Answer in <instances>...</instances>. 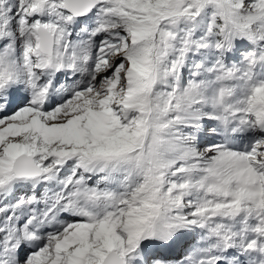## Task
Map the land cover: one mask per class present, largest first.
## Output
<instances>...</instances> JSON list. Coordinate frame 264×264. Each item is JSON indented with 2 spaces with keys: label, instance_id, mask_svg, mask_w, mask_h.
<instances>
[{
  "label": "snow or ice",
  "instance_id": "obj_1",
  "mask_svg": "<svg viewBox=\"0 0 264 264\" xmlns=\"http://www.w3.org/2000/svg\"><path fill=\"white\" fill-rule=\"evenodd\" d=\"M0 264H264V0H0Z\"/></svg>",
  "mask_w": 264,
  "mask_h": 264
}]
</instances>
